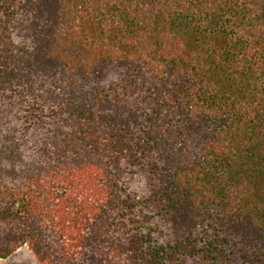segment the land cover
<instances>
[{
	"label": "trees",
	"instance_id": "obj_1",
	"mask_svg": "<svg viewBox=\"0 0 264 264\" xmlns=\"http://www.w3.org/2000/svg\"><path fill=\"white\" fill-rule=\"evenodd\" d=\"M264 264V0H0V259Z\"/></svg>",
	"mask_w": 264,
	"mask_h": 264
},
{
	"label": "rangeland",
	"instance_id": "obj_2",
	"mask_svg": "<svg viewBox=\"0 0 264 264\" xmlns=\"http://www.w3.org/2000/svg\"><path fill=\"white\" fill-rule=\"evenodd\" d=\"M12 255L6 259H0V264H39L27 246L21 247L18 254Z\"/></svg>",
	"mask_w": 264,
	"mask_h": 264
},
{
	"label": "crops",
	"instance_id": "obj_3",
	"mask_svg": "<svg viewBox=\"0 0 264 264\" xmlns=\"http://www.w3.org/2000/svg\"><path fill=\"white\" fill-rule=\"evenodd\" d=\"M20 251H21V248H19L16 252H14L13 255L18 254ZM13 255H12V256H13ZM21 257H22V256H21Z\"/></svg>",
	"mask_w": 264,
	"mask_h": 264
}]
</instances>
